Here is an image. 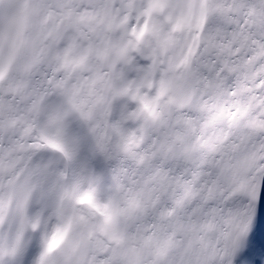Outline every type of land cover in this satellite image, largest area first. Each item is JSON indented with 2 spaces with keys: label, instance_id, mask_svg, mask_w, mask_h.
Wrapping results in <instances>:
<instances>
[{
  "label": "clouds",
  "instance_id": "obj_1",
  "mask_svg": "<svg viewBox=\"0 0 264 264\" xmlns=\"http://www.w3.org/2000/svg\"><path fill=\"white\" fill-rule=\"evenodd\" d=\"M262 178L264 0H0V264H231Z\"/></svg>",
  "mask_w": 264,
  "mask_h": 264
},
{
  "label": "snow or ice",
  "instance_id": "obj_2",
  "mask_svg": "<svg viewBox=\"0 0 264 264\" xmlns=\"http://www.w3.org/2000/svg\"><path fill=\"white\" fill-rule=\"evenodd\" d=\"M49 147L58 148L59 145L53 141H48ZM264 193V178L260 181L257 200L251 202L248 228L245 232L235 239L234 243L229 248V259L231 264H243L246 260H252L258 251L264 250V226H261L260 232L256 235L258 218L260 215L261 195ZM88 199V197H85ZM247 251H244V249ZM7 254L13 257V264H19V258L23 255V250L20 247L19 240L11 249L6 250Z\"/></svg>",
  "mask_w": 264,
  "mask_h": 264
},
{
  "label": "bare ground",
  "instance_id": "obj_3",
  "mask_svg": "<svg viewBox=\"0 0 264 264\" xmlns=\"http://www.w3.org/2000/svg\"><path fill=\"white\" fill-rule=\"evenodd\" d=\"M261 226H264V193L261 195L260 215L258 218L256 235L259 234Z\"/></svg>",
  "mask_w": 264,
  "mask_h": 264
}]
</instances>
